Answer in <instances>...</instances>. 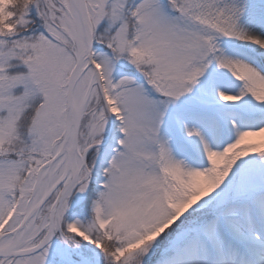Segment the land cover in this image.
<instances>
[{
  "label": "snow or ice",
  "instance_id": "obj_1",
  "mask_svg": "<svg viewBox=\"0 0 264 264\" xmlns=\"http://www.w3.org/2000/svg\"><path fill=\"white\" fill-rule=\"evenodd\" d=\"M0 264H264V0H0Z\"/></svg>",
  "mask_w": 264,
  "mask_h": 264
}]
</instances>
